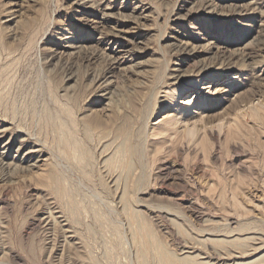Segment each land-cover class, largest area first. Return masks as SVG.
<instances>
[{"label":"rangeland","instance_id":"1","mask_svg":"<svg viewBox=\"0 0 264 264\" xmlns=\"http://www.w3.org/2000/svg\"><path fill=\"white\" fill-rule=\"evenodd\" d=\"M67 105L133 133V177L94 145L104 182L62 195ZM154 240L264 264V0H0V264H158Z\"/></svg>","mask_w":264,"mask_h":264},{"label":"bare ground","instance_id":"2","mask_svg":"<svg viewBox=\"0 0 264 264\" xmlns=\"http://www.w3.org/2000/svg\"><path fill=\"white\" fill-rule=\"evenodd\" d=\"M64 112L68 116L67 119L65 118L61 121L60 126L61 138L64 142V149L68 148V150H65L64 152V158L68 163V169L73 170L74 176H72L67 170L61 171L59 181L63 196L71 199L72 201L77 195H80L79 193L81 190H73L69 185V182H76L75 178H77L78 183L82 185L86 183L93 185L97 184L98 181L99 183L104 182V178L96 179L94 177L95 166L99 162L98 157L95 154L96 150L94 149V145L100 147L101 155L109 151V156L104 160V163L109 167V169L117 171L118 177L123 172H130L127 178L134 176L133 171L131 172L134 162V135L131 132L129 133L128 128L125 129L122 127H115L112 129H105L104 127L100 126V121L98 119L92 120L94 126L84 125L83 127H80L78 124L77 115H75V111H73L70 106H65ZM66 123H71V126ZM125 152L131 158L129 167L126 170L124 169V164H126L124 162V158H126ZM109 172L111 171L109 170ZM78 183L76 182L75 184ZM136 183L137 180H135V184ZM98 191L99 190H97L96 193H99ZM123 191L124 196L132 192L126 191L125 187L123 188ZM83 193L85 196L87 195V192L84 191ZM120 238L122 239L121 235ZM150 248L158 250L154 257L157 259L158 264H214L209 261H198L189 256L178 257L174 252L162 247V244L159 240H154L149 244L143 245L141 249L143 254L140 255L137 251L136 256L138 260L139 257H141L143 260H146L147 257L144 255V253H146ZM228 264H253V262L234 261L233 263Z\"/></svg>","mask_w":264,"mask_h":264}]
</instances>
